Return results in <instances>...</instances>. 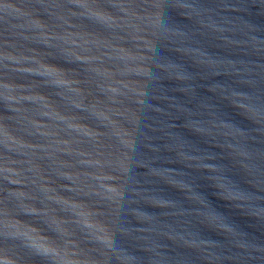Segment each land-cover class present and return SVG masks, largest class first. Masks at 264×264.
I'll use <instances>...</instances> for the list:
<instances>
[{"label": "water", "instance_id": "obj_1", "mask_svg": "<svg viewBox=\"0 0 264 264\" xmlns=\"http://www.w3.org/2000/svg\"><path fill=\"white\" fill-rule=\"evenodd\" d=\"M0 264H264V0H0Z\"/></svg>", "mask_w": 264, "mask_h": 264}]
</instances>
